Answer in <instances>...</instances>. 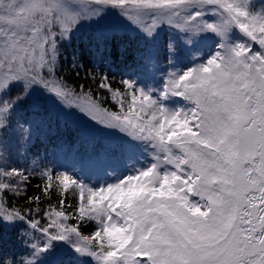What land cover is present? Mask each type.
I'll list each match as a JSON object with an SVG mask.
<instances>
[{"label": "snow or ice", "instance_id": "6c2138e0", "mask_svg": "<svg viewBox=\"0 0 264 264\" xmlns=\"http://www.w3.org/2000/svg\"><path fill=\"white\" fill-rule=\"evenodd\" d=\"M109 10L152 45L165 27L177 33L158 86L94 74V92L59 75L62 42ZM205 40L210 50L177 68L180 47ZM45 96L122 142L97 154L93 180L39 159L15 166L0 136V230L25 226L27 245L0 264H264V7L0 0V133L22 102Z\"/></svg>", "mask_w": 264, "mask_h": 264}, {"label": "trees", "instance_id": "16d2710c", "mask_svg": "<svg viewBox=\"0 0 264 264\" xmlns=\"http://www.w3.org/2000/svg\"><path fill=\"white\" fill-rule=\"evenodd\" d=\"M118 14L116 10H109L105 14ZM115 26L125 21L120 15L117 16ZM123 19V21H122ZM79 31L62 42V56L60 61L59 75L77 88L83 84L91 87L93 91H97V86L91 79V75L107 74L109 79L113 81L114 87H119V80L127 77L129 74H135L138 80L158 86L160 78L169 71L168 61L165 59L164 43L169 37L175 38L177 33L168 27H165L160 33V39L156 45H152L142 38L138 31L129 27H116L107 31L94 28L88 25V21H83ZM87 25V28H85ZM84 27V28H83ZM110 28V27H108ZM238 35V33H237ZM205 47V42L200 41L196 47L188 45L179 49V63L177 68H183L188 64L193 56H202L201 51ZM199 49V51H197ZM153 54V63H148L147 56ZM200 54V55H199ZM76 60L77 66H73ZM161 68L162 73H156L154 70ZM77 73H79L77 75ZM101 96H107L105 90H99ZM49 99L47 96L26 100L21 103L15 114H20L25 120L31 119L32 116H44L54 120L53 130L50 134V147L54 142V149L68 148L85 152L87 159L92 153L104 154L111 146L122 142V137L115 134L106 133L100 126L92 127L94 130H85L74 124L69 118L56 111L60 107V102L54 100V110L49 108ZM112 107L109 101L106 105ZM54 115V117H53ZM0 136L4 137L3 133ZM52 143V144H51ZM39 146V145H38ZM82 153V154H83ZM40 180L33 178L28 187V195L38 194L35 185ZM22 206L23 200L19 201ZM25 226H17L16 228H5L0 230V252L4 253L7 258L11 259L15 256L17 259L27 256V245L25 243ZM23 230V231H22ZM85 234L90 231L89 228L84 229Z\"/></svg>", "mask_w": 264, "mask_h": 264}, {"label": "rangeland", "instance_id": "374dc122", "mask_svg": "<svg viewBox=\"0 0 264 264\" xmlns=\"http://www.w3.org/2000/svg\"><path fill=\"white\" fill-rule=\"evenodd\" d=\"M253 3L257 11H259L261 7H264V0H253ZM117 16L118 14L116 13L104 14L102 18H93L87 21L89 27L93 26L95 29H102V31H107L116 27H129L132 28V30L137 31L130 24V22H128L124 18L123 19L125 21H123L122 19L123 23L119 25L125 26L114 27L116 21L118 20ZM85 28H87V25H85ZM204 42L205 47L203 48L204 50L200 52L201 55L208 52L212 47V41L205 40ZM154 71L159 74L164 72L161 70V68H156ZM48 99L50 101V105H48V107H51V109L54 110V99L50 97H48ZM55 109L56 111L60 112V114H63L64 116L69 118L74 124L79 125V127L82 129L94 130L92 129V127H96L94 123L88 121V119L82 116V114L75 108H69L66 105H62L60 103V107L58 106V109ZM53 126L54 120L48 119L44 116H32L31 119L29 118L28 120H25L20 114H15L11 118V126L7 129L6 132L3 133V139L7 141L11 151L10 163L15 166L21 167L31 166L33 159H39L43 163L52 162L62 170L68 169L80 172V170L82 169L83 172L81 174H87L93 180H96L98 175L100 174L96 166L97 159L93 158V156L96 157V155L92 153L91 157L87 159L85 156H82L83 154L81 155V152L75 150L71 151L70 153H67L66 150L63 149L55 150L54 142L53 144L51 143V148L48 142L52 141V139L54 138L53 137L52 139H50L49 135L54 132ZM22 137H25L27 139L22 140ZM25 149H27L26 154Z\"/></svg>", "mask_w": 264, "mask_h": 264}]
</instances>
